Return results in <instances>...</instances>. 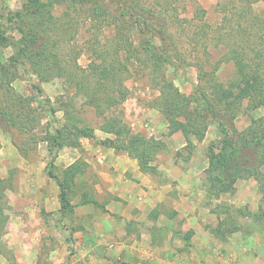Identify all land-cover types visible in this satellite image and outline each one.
I'll return each instance as SVG.
<instances>
[{
    "label": "rangeland",
    "instance_id": "obj_1",
    "mask_svg": "<svg viewBox=\"0 0 264 264\" xmlns=\"http://www.w3.org/2000/svg\"><path fill=\"white\" fill-rule=\"evenodd\" d=\"M134 1L162 18L172 36L171 47L184 62L174 61L176 65L159 69L147 66L150 63L143 54L142 61H125L126 66L120 67L127 97L112 105L103 102L99 110L92 103L99 100L83 96L77 88L79 80L87 89L93 86V75L83 77L76 66L89 68L95 57L91 47L95 41L98 50L113 48L115 32L106 11L105 17L100 11L96 20L85 21V0H0V264H102L105 259L104 264H119L116 248L108 244L105 249L109 253L99 263V257L92 256L94 252L85 256L89 247L83 234L85 222H93L113 197L105 191L99 173L103 154L108 148L115 150L112 145L118 146L131 135L155 141L150 154L160 180L165 179L160 166L169 167L173 162L187 167V174L202 176L207 191L218 200L211 209L217 216L212 227L222 222L226 239L239 235L243 240L232 254L225 255L219 247L213 251L212 260L201 264H264V177L259 180L252 174L233 179L235 168L223 159L216 161L227 137L237 138L241 146L260 139L258 125L264 124V107L252 110L244 104L234 120L226 121L228 133L211 120L204 138L191 135L192 143L187 144L181 131L171 133L157 103L166 82L162 75L184 95L197 94L200 88L211 92L215 82L229 85L235 81L234 62L225 57L229 43L242 38L237 33L241 31L239 24L246 27L253 22L255 30L259 28L253 15L262 18L264 0ZM105 4L114 6L112 0H105ZM33 34L40 38L38 43L50 45L53 65L59 62L57 66L66 68L65 73L60 71L62 76L53 72L42 80L34 70L28 60L32 57L22 51L23 41ZM130 35L134 52L138 46L135 31ZM143 50L140 45L139 52ZM88 94L92 96L93 90ZM115 116L127 127L121 135L106 131L109 126L105 119ZM75 126L88 127L92 136H81ZM250 127L254 128L248 133ZM56 128L60 136L52 145ZM51 145L56 152L54 160ZM119 149L115 152H124ZM260 149L251 150L253 163L249 166L255 173H264ZM211 160L215 162L212 170ZM73 165L75 174L69 179L68 190L74 211L62 215L60 186L48 169L63 179ZM218 177L229 181V189L219 191L214 185ZM225 259L227 263L222 261Z\"/></svg>",
    "mask_w": 264,
    "mask_h": 264
},
{
    "label": "trees",
    "instance_id": "obj_2",
    "mask_svg": "<svg viewBox=\"0 0 264 264\" xmlns=\"http://www.w3.org/2000/svg\"><path fill=\"white\" fill-rule=\"evenodd\" d=\"M112 2L114 6L111 7L109 4H105V0H85V21L96 20L100 11L103 14L104 10L106 11V15L112 19L110 24L114 28L115 35L114 42L110 46L113 47L112 49L101 51L96 48V41L95 44H91L95 57L89 64L88 69L80 65L76 66L77 71L80 74L82 72L83 77L89 78V74L93 75L94 84L88 89L85 82L81 80L76 84L77 88L82 90L83 96L91 98V100H99L97 102L92 101L99 110L103 102L112 105L123 101L127 97V91L121 81L123 72L120 67L126 66L125 61H142L143 57L141 55L143 54L146 57V62L150 63L147 66H155L159 69L163 66L176 65L174 61L178 63L184 62L182 55L171 47V43H173L172 36L167 32V26L162 18L145 7L141 9L134 0H112ZM103 16L105 17L104 14ZM253 17L259 22V28L255 30L253 22L246 27L239 24L241 31L237 33L239 35L242 34V38L240 41L237 39L235 42L229 43L230 47L225 57L226 60L234 62L237 72V79L229 85L223 82H215L212 85L211 92L200 88L201 90H197V94L184 95L174 85L172 80L162 75L166 79V82L163 83L161 94L158 96V107L166 115L171 133L181 131L185 136L187 144L192 143L191 135L197 136L200 140L203 139L211 120H215L222 126L221 131L223 133H228L230 127L226 124V121L234 120L238 112L242 110L244 104L248 109L252 110L264 107V10L262 18H260L259 14H254ZM130 31H135L138 43V46H134V52V49H131V44L133 43ZM39 39L36 34H33L27 40H24L22 43L23 54L27 57L29 55L32 57L28 60H30L31 65L42 80L49 79V76L53 72L56 77L62 76L63 73L61 74L60 71L62 70L65 73L66 68L57 66L60 65L59 62L55 64L56 66L53 65L50 45L48 42L38 43ZM140 45L144 48L143 53L139 52ZM98 58L102 60L99 61ZM157 70L155 72H158ZM164 71L162 69V72ZM71 80L74 79L71 78ZM90 90H93L94 94L92 96L88 94ZM37 91V93H41V90ZM102 93L106 94L105 98H98ZM113 93H116L118 96H114ZM50 113L56 121L57 118L54 110H51ZM105 123L106 126H109L107 128L105 126L106 131L115 132L117 135H121L127 128L126 125L121 124L122 121L118 116L106 118ZM76 127L78 126L74 128ZM253 128L250 127L247 132L250 133ZM258 128L262 131L263 136L264 124L259 123ZM76 129L81 136H92L90 132L92 130H89L88 127H78ZM54 131L52 145L57 143L60 136V129L56 128ZM262 136L256 140L255 144H245L244 146L239 145L238 142L240 141L237 138L235 139L232 136L227 137L225 147H223L216 161L223 159L227 163L226 165L235 168L237 174L233 179H237V175L245 176L253 174L260 180L261 177H264V173L261 171L255 173L249 164L252 162L251 150L253 147H261L262 156L260 157V163L264 162V142L262 141L264 137L262 138ZM154 142V140L140 135H131L126 141H122L118 146L112 145V147L116 151H120L119 147H121L130 157L138 159L143 170L155 173L157 168L153 164L152 154H150V148ZM52 145L50 147V154L52 160H54L56 152ZM230 161L233 162L230 163ZM244 162L245 166L242 167L241 165ZM213 165H215V162L211 160L209 169L212 170ZM74 167L73 165L66 171L63 179H60L48 169L49 175L55 178L60 186L59 198L62 215L67 214V212L73 213L74 211L68 190L71 186L69 179L75 174V172H72ZM225 177H218L214 183L220 192H222V189H229V181L225 180ZM210 191L208 192L214 196L212 191ZM215 195L217 194L215 193ZM85 203H89V201H85ZM1 208L2 203L0 202V210ZM211 229L216 235H222L221 238H225L227 235L222 227V222H219L217 226Z\"/></svg>",
    "mask_w": 264,
    "mask_h": 264
},
{
    "label": "crops",
    "instance_id": "obj_3",
    "mask_svg": "<svg viewBox=\"0 0 264 264\" xmlns=\"http://www.w3.org/2000/svg\"><path fill=\"white\" fill-rule=\"evenodd\" d=\"M102 162L101 181L113 197L93 222H85V256L94 252L99 263L109 253L108 244L116 248L119 264H201L212 260L215 249L232 254L243 241L239 235L221 238L211 229L217 217L211 209L218 200L202 176L185 173L182 163L160 166L165 171L160 180L143 170L138 159L112 148Z\"/></svg>",
    "mask_w": 264,
    "mask_h": 264
}]
</instances>
